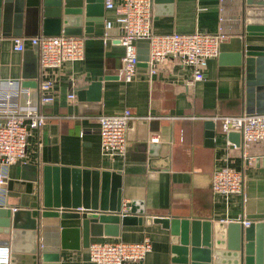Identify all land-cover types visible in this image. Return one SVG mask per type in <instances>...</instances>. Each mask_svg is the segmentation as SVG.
I'll list each match as a JSON object with an SVG mask.
<instances>
[{
	"label": "crops",
	"instance_id": "crops-1",
	"mask_svg": "<svg viewBox=\"0 0 264 264\" xmlns=\"http://www.w3.org/2000/svg\"><path fill=\"white\" fill-rule=\"evenodd\" d=\"M112 1L116 5L121 0ZM13 2L17 4L13 13L16 21L0 34V79H16L20 85L28 81L22 76L35 54L36 85L23 87L29 89L36 104L38 83L49 79L52 99L39 107L44 122L30 131L25 158L8 167L4 185L8 206L4 207L31 208L34 214L36 201L41 203L43 166L67 168L70 174L78 173L81 181H87L89 171L113 173L115 177L106 185L107 199L114 201L118 190L120 205L131 206L132 214L140 216L142 222L120 225L116 236L90 237L89 243L148 238L150 251L134 264H182L171 253L169 230L158 222L145 224V217L235 222L263 208V143L229 145L219 122H213L212 137L205 134V121L213 115L246 113L247 108L249 114L264 112V68L257 74L255 68L246 70L235 42H231L243 27L241 0H152L153 34H213L221 27L226 39L220 43L217 56L207 60L202 80H192L190 68L175 59L164 61L149 73L147 44L138 41L137 64L128 82L118 77L123 48L113 39H103L106 20L112 22L108 33H116L112 10L103 6L101 21L89 26V32L82 30V59L41 71L37 49L27 40L43 35L40 27L36 30L32 26L37 0ZM14 34L25 39L22 52L12 50ZM244 35L246 42L259 40ZM92 82L97 83L88 89ZM123 109L133 116L126 132V152L123 157L109 158L99 148L97 117ZM222 166L241 173L239 193L224 197L211 191V175ZM49 180L52 182V173ZM77 225L76 219H41L38 242L47 252H57L59 264H94L88 260L87 247L81 246L80 237L73 232ZM5 239L7 236L0 234V241Z\"/></svg>",
	"mask_w": 264,
	"mask_h": 264
},
{
	"label": "water",
	"instance_id": "water-1",
	"mask_svg": "<svg viewBox=\"0 0 264 264\" xmlns=\"http://www.w3.org/2000/svg\"><path fill=\"white\" fill-rule=\"evenodd\" d=\"M241 1L240 21L243 27L238 36L231 38V42H235L239 60L244 63L246 70L255 68L256 74L262 73L264 0ZM103 2L104 0H37L32 26L36 30L40 27L43 35L61 33L79 36L82 30L89 32L91 31L89 26L101 21ZM16 7L17 4L13 0H0V34L4 29L14 25L16 20L13 13ZM244 34L259 40L256 43L246 42ZM220 45L218 49L221 48ZM27 51L30 52L32 49ZM31 58L26 69L28 72L22 76L28 81L21 82V86L36 85L35 54ZM95 83L97 82L89 84L88 89ZM254 83L261 88L259 81L256 80ZM247 109L246 113L251 112ZM205 126L206 136L212 137L213 122L206 120ZM226 139L235 146L242 144L237 132L227 133ZM51 173L52 182L49 180ZM77 174H70L67 168L43 166L41 203L36 201L33 215L31 208L14 207L15 209L11 210L0 207V234L7 236L0 244L9 246V264H59L57 252H47L38 242L42 218L76 219L78 225L73 228V232L80 237L83 247L88 246L90 237L116 236L120 225H135L142 222L140 216L132 214L131 206L127 212H121L118 190L114 192V201L107 199L106 185L109 178H114L115 174L93 170L88 172L87 181H81ZM5 205L8 206L7 203ZM77 207L85 211H72ZM244 218L249 221L247 226L241 224L243 219L224 222L187 217H145L143 220L145 224L149 221L158 222L169 230L171 253L182 264H263L264 205L259 212L246 215Z\"/></svg>",
	"mask_w": 264,
	"mask_h": 264
},
{
	"label": "built area",
	"instance_id": "built-area-1",
	"mask_svg": "<svg viewBox=\"0 0 264 264\" xmlns=\"http://www.w3.org/2000/svg\"><path fill=\"white\" fill-rule=\"evenodd\" d=\"M103 6L114 12L116 33H108L112 22L106 20L103 39H113L123 48L118 77L124 82L130 81L134 75L137 64L135 44L138 41H145L147 44L149 73H153L164 61L175 59L190 68L192 80H202L207 60L217 56L219 44L226 39L221 27L213 34L197 31L153 34L150 29L152 0H121L116 5L112 0H104ZM24 40L21 36H12V50L22 52L25 49ZM27 40L30 46L37 49L41 71L55 70L63 62L77 61L83 57V38L80 36L41 35ZM51 87V80H41L37 85L38 101L33 104L29 89L21 86L19 80L0 79V207L5 204L4 185L8 167L25 158L30 131L38 129L44 122V115L39 107L51 101L52 97L48 93ZM132 119L128 109L97 117L99 148L103 155L109 158L125 155L126 132ZM210 119L212 122H219L223 134L239 133L242 145L246 146L251 142H261L264 145V112L213 115ZM155 139L152 138V141ZM228 144L235 146L233 143ZM241 185V173L227 166L217 168L211 175L210 188L214 194L227 197L239 193ZM128 208L122 204L121 212H127ZM72 211L85 210L77 207ZM241 223L247 226L249 221L243 220ZM150 249L148 238L138 242L96 241L88 244L87 257L94 264H134L140 262ZM9 259V246L0 244V264H9Z\"/></svg>",
	"mask_w": 264,
	"mask_h": 264
}]
</instances>
